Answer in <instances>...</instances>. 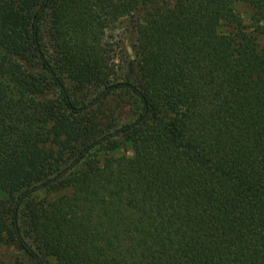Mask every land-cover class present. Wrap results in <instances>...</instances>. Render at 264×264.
<instances>
[{
  "label": "trees",
  "instance_id": "1",
  "mask_svg": "<svg viewBox=\"0 0 264 264\" xmlns=\"http://www.w3.org/2000/svg\"><path fill=\"white\" fill-rule=\"evenodd\" d=\"M12 251L264 264V0H0V264Z\"/></svg>",
  "mask_w": 264,
  "mask_h": 264
},
{
  "label": "rangeland",
  "instance_id": "2",
  "mask_svg": "<svg viewBox=\"0 0 264 264\" xmlns=\"http://www.w3.org/2000/svg\"><path fill=\"white\" fill-rule=\"evenodd\" d=\"M242 11L244 13L245 18L247 19L248 18L247 17V11H245V10H242ZM246 22H248V21H246ZM115 99L116 98H114V97H110V98H108L105 101V104H103V110L104 111L101 114V117H102V119H104V121H105L104 123H107L108 122L107 120H105V117H107L108 114H109V112L105 111V109L106 108L107 109H110L109 107L113 108ZM96 108H98V106L94 107V109H96ZM128 110H129V108L127 110H125L123 113H120V111L117 112V114H116L117 117L118 118L123 117V115H125V114H127L129 112ZM113 154L115 156H121V155L131 156L132 155L130 149L129 148H126V147L123 148V149L116 150ZM12 252H15V251H12ZM11 254L12 255H8V256H5L4 258H2L6 264H15V260L16 259H19V262L21 264H33V262L26 255H24L23 253H17V251H16L15 253H11Z\"/></svg>",
  "mask_w": 264,
  "mask_h": 264
},
{
  "label": "water",
  "instance_id": "3",
  "mask_svg": "<svg viewBox=\"0 0 264 264\" xmlns=\"http://www.w3.org/2000/svg\"><path fill=\"white\" fill-rule=\"evenodd\" d=\"M101 97L102 95L99 98H97L93 103H96ZM114 134H116V132ZM76 162L77 161L73 162L66 170H64V172H62L61 175H64L65 173H67L76 164Z\"/></svg>",
  "mask_w": 264,
  "mask_h": 264
}]
</instances>
